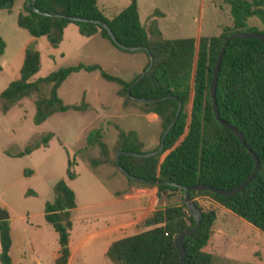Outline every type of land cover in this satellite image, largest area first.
<instances>
[{"label": "trees", "instance_id": "trees-1", "mask_svg": "<svg viewBox=\"0 0 264 264\" xmlns=\"http://www.w3.org/2000/svg\"><path fill=\"white\" fill-rule=\"evenodd\" d=\"M8 0H0V8H9ZM24 0L16 17V24L33 36H44L52 47H57L69 23L77 26L79 34H99L116 48L107 31L96 21L108 25L115 38L125 46H141L147 56H152V65L145 75L130 89L137 77L125 80L104 71L98 64L78 63L59 67L44 77L31 78L40 68V55L33 43L26 45L20 67V75L0 92V113L5 114L26 97L33 98V122L40 124L49 116L67 110L84 111L87 103L66 104L58 89L72 73L97 71L106 81L117 85L116 94L122 107H134L143 113L153 112L160 123V137L174 117L178 101L181 107L171 125L159 153L144 155L157 149H144V143L134 130L116 128V138L111 148L104 141L101 128L91 129L86 136V145L79 152L96 149V155L84 158L95 171L101 166H111L125 177L128 186L157 188V197L167 198L169 192H178L180 202L157 206L144 220L148 227L133 235L113 241L106 256L112 264H176L179 255L174 245L178 232L190 229L195 221L187 211L182 199L183 190L164 184L169 181L182 187L206 184L214 188L231 189L244 181L253 171L254 161L250 153L229 129L215 119L210 96V81L217 53L226 36L236 31H259L248 25L251 17L264 23V0H222L229 6L231 25L223 27L218 35L165 38L157 26L156 19L142 23L139 19L136 0H129L119 12L107 16L98 6L97 0H34L26 6ZM70 17L80 20L73 21ZM264 34V32H261ZM197 43V45H196ZM5 41L0 36V55ZM0 64V70H1ZM143 68V69H144ZM129 89V94H128ZM152 99V100H151ZM151 100V101H149ZM215 101L220 117L237 127L245 142L258 157L257 170L250 182L239 192L221 195L209 190L189 191L193 199L206 195L264 232V43L256 38L231 39L225 46L216 81ZM190 102V119L184 112ZM51 137L47 133L39 143L24 147L17 156L30 153L46 145ZM122 153L118 162L121 168L134 178L127 177L118 167L117 153ZM162 156V158H161ZM74 160H68L66 178L73 179ZM26 174V171H24ZM158 181L154 184L152 182ZM53 198L44 203V218L57 234L59 255L55 264H66L69 257V234L71 210L75 207V194L60 178L53 185ZM195 203V202H194ZM201 211L197 229L183 237L186 257L183 264H222L217 255L203 251L216 211L195 203ZM9 220H0V264H11Z\"/></svg>", "mask_w": 264, "mask_h": 264}, {"label": "rangeland", "instance_id": "rangeland-1", "mask_svg": "<svg viewBox=\"0 0 264 264\" xmlns=\"http://www.w3.org/2000/svg\"><path fill=\"white\" fill-rule=\"evenodd\" d=\"M23 1L15 0L11 7L0 8V36L5 41L4 51L0 55L3 67L0 71V90L19 77L24 47L29 43L34 44L40 55V68L32 80L44 77L59 67L78 63L98 64L111 75L131 80L134 74L140 73L145 66L147 56L144 52L122 51L99 34L83 36L73 23L67 25L57 47L50 46L44 36H31L27 30L16 24ZM136 1L140 20L146 23L149 19H157V26L165 38L194 37L197 42L200 36L218 35L223 27L231 25L229 6L222 0ZM128 2L129 0H97L98 6L107 16H113ZM247 23L264 32V23L258 18L251 17ZM116 89L115 83L106 81L97 71H78L65 79L58 89V94L65 103H79L83 98L91 105L83 112H57L42 123L35 124L33 98L26 97L6 114L0 113V155L2 149L20 152L28 145L39 143L42 137L51 133L45 146L33 149L30 155L16 159L11 166L5 165L0 156V203L9 204L10 208L7 210L11 216L13 212L19 215L30 212L34 214V219H39L40 202L23 199L25 191L33 188L41 196L52 200L54 183L60 178L67 179L68 160H74L72 169L79 174L78 179L71 185L76 191L79 203L82 199L97 194L93 192L99 187L95 176L109 174L115 170L111 166H101L95 171L88 165L84 157L88 154L96 155V149L89 148L79 152V149L85 147V135L91 129L101 128L109 148L116 138L115 126L136 131L147 145L156 137L159 139L158 123H148L141 114H132L135 112L133 108H122L120 98L115 94ZM96 93L99 94L97 98ZM184 112L189 121L190 102L186 103ZM27 169L33 170L31 177L24 176L23 170ZM191 200L204 208L216 211L215 203L206 195H197ZM160 201L164 204L178 203L180 194L176 191L169 192V196L160 198ZM74 222L73 239L79 231L77 220ZM18 231L21 232L20 227ZM14 255L17 257L16 253Z\"/></svg>", "mask_w": 264, "mask_h": 264}, {"label": "crops", "instance_id": "crops-1", "mask_svg": "<svg viewBox=\"0 0 264 264\" xmlns=\"http://www.w3.org/2000/svg\"><path fill=\"white\" fill-rule=\"evenodd\" d=\"M161 13L164 14L163 12ZM2 69L3 67L0 71ZM137 73L134 75H137ZM98 96L99 94L96 93V98ZM120 103L122 106L121 98ZM87 105L89 106L90 104L87 103ZM128 108L135 110L132 114H141L146 122L158 123L160 127L158 116L155 113H143L134 107H126L125 109ZM157 140L158 138L156 137L148 145L142 141L144 149L151 150L155 148ZM1 152L4 156L0 155L2 161L7 166L14 164L16 159L32 153L31 151L23 156H17L18 152H10L9 149H2ZM24 171H26V174ZM23 173L27 177H31L34 174L31 169L23 170ZM78 175V173H75L73 179H66L67 184L73 189L75 194V207L71 210L70 253L66 264H112L106 256L109 245L117 239L147 229L148 227L142 226V221L157 206L164 205V202L161 203L157 197V188L155 186H128L125 177L120 174H112L111 172L101 176L94 175L99 183V187L93 191L97 194L82 199L79 203L76 191L71 186L78 179ZM113 182L116 183L114 184ZM23 197V199L30 201L39 200V219H34V214L30 212L20 215L13 212L11 216L7 210L10 208L9 204L0 203V206L8 213L7 219L9 220L11 237L9 249L11 264H55V259L59 255L57 234L44 218V203L51 199L41 196L33 188L27 189ZM214 203L216 216L203 251L217 255L225 261L232 262V264H264V232L228 208L216 202ZM75 220H77V230L79 231L73 239ZM17 221H20V223H17ZM19 227L22 233L18 231ZM26 252L28 255H26ZM15 253L17 257H15Z\"/></svg>", "mask_w": 264, "mask_h": 264}, {"label": "water", "instance_id": "water-1", "mask_svg": "<svg viewBox=\"0 0 264 264\" xmlns=\"http://www.w3.org/2000/svg\"><path fill=\"white\" fill-rule=\"evenodd\" d=\"M34 0H28L26 2V6H31L32 9L35 12H38V10L31 5V2H33ZM12 2V0H8L7 4L10 5ZM71 20L76 21V20H80V18L77 17H70ZM97 23H99L102 27H104L107 31V34L109 35V37L112 39V41L121 49L124 50H128V51H141V50H146L147 49L145 47H141V46H125L123 44H121L114 36L113 32L111 31V29L108 27V25L102 21H96ZM256 38L258 40H260L262 43H264V34L258 31H236L233 32L231 34H229L228 36H226L222 42V45L217 53V58L212 70V77H211V81H210V96H211V102H212V110L215 116V119L218 121V123L223 126L226 129H229L233 132V134L237 137V139L239 140V142L246 148V150L250 153L253 161H254V168L253 171L248 175V177L242 181L239 185H237L236 187H233L231 189H222V188H214L211 187L209 185L206 184H195L193 186H188V187H182L176 183H172L169 181H164L162 183L164 184H170L172 186H177L179 188H181L183 190L182 192V199L183 202L186 206L187 211L192 215V217L194 218V225L185 231H181L178 232L174 238V245L176 247V250L178 252L179 255V260L176 264H183L185 261V257H186V251L185 248L183 246V237L191 235L192 233H194L197 229V226L200 222L201 219V211L199 210V208L197 207V205H195V203L191 200L190 196H189V191L191 189L194 190H209L211 192L217 193V194H221V195H232V194H236L237 192H239L241 189H243L252 179V177L254 176L256 170H257V166H258V157L255 155V153L251 150V148L247 145V143L245 142V139L243 137L242 132L235 126H233L232 124L226 122L225 120H223L218 112V108L216 105V101H215V90H216V81H217V77H218V71H219V65H220V61L222 58V55L224 53L225 50V46L227 45V43L229 42V40L231 39H236V38ZM148 64L146 65V67L137 75V77L134 79V81L130 84L129 89L135 84L137 83L144 75L145 73L150 69L151 65H152V56L151 54L148 53ZM129 89H128V94H129ZM152 100V99H151ZM149 100V101H151ZM181 107V101H178V108L177 111L174 115V117L171 119L169 125L165 128V130L163 131L161 137H160V143L157 147V149L147 152L144 155H149V154H156L159 153L162 148H163V144H164V140L165 137L167 135L168 130L170 129L171 125L175 122L177 116H178V112L180 110ZM122 153H127V154H135L132 152H123L120 151L117 153L116 156V161L118 164V167L121 169V171L130 178H134L133 176H131L129 173H127L126 171H124L121 166L119 165L118 162V158L119 155ZM152 183L157 184L159 183L158 181H153ZM8 218V213L6 210H4L1 206H0V220H5Z\"/></svg>", "mask_w": 264, "mask_h": 264}]
</instances>
